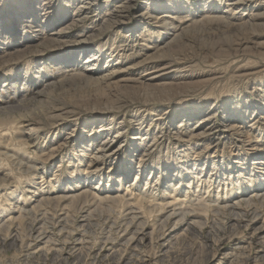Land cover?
<instances>
[{
	"label": "rangeland",
	"instance_id": "1",
	"mask_svg": "<svg viewBox=\"0 0 264 264\" xmlns=\"http://www.w3.org/2000/svg\"><path fill=\"white\" fill-rule=\"evenodd\" d=\"M0 264H264V0H0Z\"/></svg>",
	"mask_w": 264,
	"mask_h": 264
},
{
	"label": "bare ground",
	"instance_id": "2",
	"mask_svg": "<svg viewBox=\"0 0 264 264\" xmlns=\"http://www.w3.org/2000/svg\"><path fill=\"white\" fill-rule=\"evenodd\" d=\"M108 79V78H107ZM174 212V211H173ZM173 214V213H172ZM175 214H176V212H175ZM181 215V214H180ZM184 215V214H183ZM170 216V215H169ZM172 216V215H171ZM183 220V219H182Z\"/></svg>",
	"mask_w": 264,
	"mask_h": 264
}]
</instances>
